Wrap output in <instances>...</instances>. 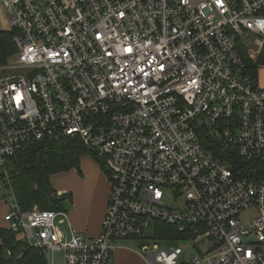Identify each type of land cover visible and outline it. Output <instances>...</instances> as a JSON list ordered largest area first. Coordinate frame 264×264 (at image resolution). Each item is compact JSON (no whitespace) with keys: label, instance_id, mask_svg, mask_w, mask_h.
<instances>
[{"label":"built area","instance_id":"1","mask_svg":"<svg viewBox=\"0 0 264 264\" xmlns=\"http://www.w3.org/2000/svg\"><path fill=\"white\" fill-rule=\"evenodd\" d=\"M4 32L16 33L17 50L0 67L4 222L27 247L51 264L56 253L64 264H113L125 242L164 223L199 255L146 245L148 264H264V178L224 157L231 148L264 160V64L254 63L264 0H0ZM203 129L223 141V156L203 145ZM66 137L104 162L111 184L94 239H66L55 224L64 212H22L9 182L10 158Z\"/></svg>","mask_w":264,"mask_h":264},{"label":"trees","instance_id":"2","mask_svg":"<svg viewBox=\"0 0 264 264\" xmlns=\"http://www.w3.org/2000/svg\"><path fill=\"white\" fill-rule=\"evenodd\" d=\"M15 35V32L0 34V67L4 66L17 52L13 41ZM260 62L264 64V52ZM250 73L256 78L255 72ZM200 136L203 145L210 152L220 155L226 149L213 129L212 132L209 129L201 130ZM228 152V155L224 157H228L235 170L241 171L240 175L256 179L264 178V160L247 161L231 148ZM86 155L92 157L106 171L104 162L99 160L79 139L72 137L46 140L31 145L10 158L6 169L21 211L28 212L36 206L42 210L64 211L63 200L67 199V195L61 196L60 199L56 198L57 193L52 186V179L74 169L80 170L81 158ZM2 182L6 181L4 174L0 171V184ZM155 226L158 238L167 237L174 240L180 238L177 229L170 225L157 223ZM0 241V264H48L44 251L27 247L21 235L13 233L9 227L0 229Z\"/></svg>","mask_w":264,"mask_h":264},{"label":"crops","instance_id":"3","mask_svg":"<svg viewBox=\"0 0 264 264\" xmlns=\"http://www.w3.org/2000/svg\"><path fill=\"white\" fill-rule=\"evenodd\" d=\"M261 85L264 87V83L262 84L261 82ZM86 156L88 157V155ZM87 157L83 156L81 161ZM83 164L85 165L84 182L80 181L73 188L68 186L65 190L59 192L56 190L59 195L62 193L67 195L68 202L73 209L70 216L66 213V215H58L55 221L57 228L66 239H69L76 233L89 239H94L100 235L107 208V199L111 191V184L106 171L95 160L87 161L85 159ZM76 172H81V167L80 170L74 169L55 178L67 177V179H72ZM2 204L5 207L3 208L0 220V229L8 228V225L4 222V216L8 212V205L6 202ZM60 219H65L61 222L63 227L56 223ZM123 246L122 249L116 252L113 264H148L140 251H136L125 244Z\"/></svg>","mask_w":264,"mask_h":264},{"label":"rangeland","instance_id":"4","mask_svg":"<svg viewBox=\"0 0 264 264\" xmlns=\"http://www.w3.org/2000/svg\"><path fill=\"white\" fill-rule=\"evenodd\" d=\"M242 42H243V45L245 46V48H246V50L248 52H258L259 48L255 44V38L252 35L244 36L242 38ZM260 57L261 56L257 57V60L254 62L255 64L261 63L260 62ZM259 81L262 82V84L264 83V71L261 72V74L259 76ZM85 157H87V156H85ZM88 157H90V156H88ZM88 157L85 158V159H87V161H91V160L94 161L91 157L90 158H88ZM84 160L81 161V172L74 173L72 179L71 178L67 179V177L66 178L65 177H57V178L54 177L52 179V186H53V188L55 190H57V192L67 189L68 186H71L73 188V186H75L76 184H79L80 181L84 182L83 181L84 178H85V165L83 164ZM2 183L0 184V220H1V216L3 214V208L5 207L4 204H2V203L7 201L5 199V197L11 196V192L8 189H6V187H5L6 184L4 185ZM56 195H57V197H56L57 199L62 198L61 194L59 195V193H57ZM54 198H55V196H54ZM68 201H69L68 199L63 200V206H64V211H65L64 213H66V214H68V216H70L71 211L73 209H72V206L70 205V203ZM167 202L171 206H175V207L181 206L180 204L175 203L173 201V199H169ZM35 208L40 209L38 206L34 207L33 209H35ZM256 215H257V212L254 209H252V210H249L247 212H243L241 214V219L243 220V222H248L251 219H253ZM64 220L60 219L56 223L60 224L63 227V224H61V222L64 221ZM155 231H156V226H155L154 223H152L150 225V227L146 230V234H145V239L144 240L125 242L124 244L127 245V246L132 247V249H134L136 251H141L142 247H144L146 245H153V244L159 245L162 249H168V248H172V247L173 248L179 247V248H182V250L184 252L183 259L186 260V261L190 258V256H193V255H196V254L199 255L198 254L199 250L197 248H195L190 242L184 241V240H181V239H178V240L168 239L167 237L158 238ZM168 240H170V241H168ZM198 248L203 253H205L207 251L208 246L204 245V246H200ZM54 262H55L54 264H64L63 254L62 253H56L54 255ZM48 264H51V263H48Z\"/></svg>","mask_w":264,"mask_h":264},{"label":"water","instance_id":"5","mask_svg":"<svg viewBox=\"0 0 264 264\" xmlns=\"http://www.w3.org/2000/svg\"><path fill=\"white\" fill-rule=\"evenodd\" d=\"M61 195L63 196V195H65V193H62Z\"/></svg>","mask_w":264,"mask_h":264}]
</instances>
